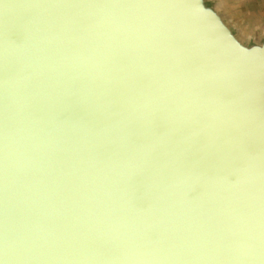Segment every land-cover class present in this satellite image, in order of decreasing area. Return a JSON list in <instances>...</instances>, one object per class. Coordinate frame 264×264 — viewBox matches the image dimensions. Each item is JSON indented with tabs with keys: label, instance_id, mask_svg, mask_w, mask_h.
I'll return each mask as SVG.
<instances>
[{
	"label": "water",
	"instance_id": "95a60500",
	"mask_svg": "<svg viewBox=\"0 0 264 264\" xmlns=\"http://www.w3.org/2000/svg\"><path fill=\"white\" fill-rule=\"evenodd\" d=\"M229 0H0V264H264V27Z\"/></svg>",
	"mask_w": 264,
	"mask_h": 264
},
{
	"label": "rangeland",
	"instance_id": "374dc122",
	"mask_svg": "<svg viewBox=\"0 0 264 264\" xmlns=\"http://www.w3.org/2000/svg\"><path fill=\"white\" fill-rule=\"evenodd\" d=\"M229 3L242 26L253 31L264 27V0H229Z\"/></svg>",
	"mask_w": 264,
	"mask_h": 264
},
{
	"label": "bare ground",
	"instance_id": "6f19581e",
	"mask_svg": "<svg viewBox=\"0 0 264 264\" xmlns=\"http://www.w3.org/2000/svg\"><path fill=\"white\" fill-rule=\"evenodd\" d=\"M242 16V15H241ZM243 17V16H242ZM245 18V17H244ZM256 24V23H255Z\"/></svg>",
	"mask_w": 264,
	"mask_h": 264
}]
</instances>
